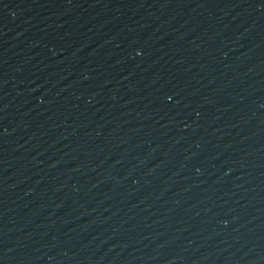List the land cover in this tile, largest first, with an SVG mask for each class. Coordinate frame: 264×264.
<instances>
[{
  "label": "water",
  "instance_id": "water-1",
  "mask_svg": "<svg viewBox=\"0 0 264 264\" xmlns=\"http://www.w3.org/2000/svg\"><path fill=\"white\" fill-rule=\"evenodd\" d=\"M0 264H264V0H0Z\"/></svg>",
  "mask_w": 264,
  "mask_h": 264
}]
</instances>
